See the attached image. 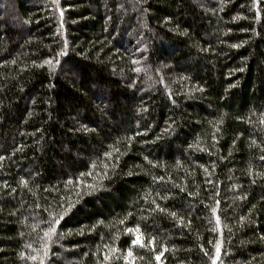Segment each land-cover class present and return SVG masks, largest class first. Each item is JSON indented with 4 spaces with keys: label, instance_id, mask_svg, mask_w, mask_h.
Returning a JSON list of instances; mask_svg holds the SVG:
<instances>
[{
    "label": "trees",
    "instance_id": "obj_1",
    "mask_svg": "<svg viewBox=\"0 0 264 264\" xmlns=\"http://www.w3.org/2000/svg\"><path fill=\"white\" fill-rule=\"evenodd\" d=\"M0 264H264V0H0Z\"/></svg>",
    "mask_w": 264,
    "mask_h": 264
},
{
    "label": "snow or ice",
    "instance_id": "obj_2",
    "mask_svg": "<svg viewBox=\"0 0 264 264\" xmlns=\"http://www.w3.org/2000/svg\"><path fill=\"white\" fill-rule=\"evenodd\" d=\"M139 240V238H137V241ZM157 260H159V256L157 257Z\"/></svg>",
    "mask_w": 264,
    "mask_h": 264
}]
</instances>
